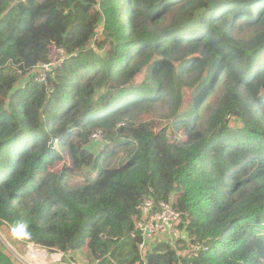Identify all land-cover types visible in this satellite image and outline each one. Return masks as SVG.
I'll return each instance as SVG.
<instances>
[{
  "label": "trees",
  "instance_id": "obj_1",
  "mask_svg": "<svg viewBox=\"0 0 264 264\" xmlns=\"http://www.w3.org/2000/svg\"><path fill=\"white\" fill-rule=\"evenodd\" d=\"M146 197L189 218L143 259ZM0 227L90 264H264V0H0Z\"/></svg>",
  "mask_w": 264,
  "mask_h": 264
},
{
  "label": "rangeland",
  "instance_id": "obj_2",
  "mask_svg": "<svg viewBox=\"0 0 264 264\" xmlns=\"http://www.w3.org/2000/svg\"><path fill=\"white\" fill-rule=\"evenodd\" d=\"M60 57L59 53L56 50H53L52 60H57ZM144 80V74L142 73L137 79L136 82L141 84ZM133 119L137 123L142 122H153L155 131L160 130L163 127V112L158 108H150L142 111H133L132 112ZM124 124V123H122ZM121 124V125H122ZM97 133V131H95ZM94 134V133H93ZM93 136V135H92ZM105 137V135H104ZM189 138V135L186 132H182L178 136V141H184ZM170 140L174 142V138L171 136ZM106 142V143H105ZM106 145V146H105ZM103 148L99 150L100 158L97 160L98 167L103 166V158L106 155L103 154L106 147H111V143L106 141L104 138V144H102ZM103 156V157H102ZM129 163V158L127 157V153L124 151H120L117 153L112 159L109 160L108 166L113 168H118L122 165H127ZM70 160L67 157H64V160L61 163H56L53 167L54 170H61L65 165H69ZM106 166V165H105ZM103 166V167H105ZM97 166L94 168L84 169L79 172L77 175H73L70 177L69 185L77 186L83 184L87 178H96L97 176ZM152 198V197H151ZM154 199V198H152ZM0 242L3 244L4 248L9 252L11 259L14 261H18L21 264H46L48 262L54 264H64L66 262L74 261V264H82L89 261L87 259V254L84 252H75V253H64L60 251H49L48 249L42 248L36 244H29L20 240L14 234H10L6 230L0 227ZM24 244V245H22ZM152 251V250H151ZM150 251V252H151Z\"/></svg>",
  "mask_w": 264,
  "mask_h": 264
},
{
  "label": "built area",
  "instance_id": "obj_3",
  "mask_svg": "<svg viewBox=\"0 0 264 264\" xmlns=\"http://www.w3.org/2000/svg\"><path fill=\"white\" fill-rule=\"evenodd\" d=\"M60 57L49 63L38 65L34 69L37 80L40 83H46L49 73L54 72L66 59L63 50H57ZM92 139L96 142L104 141V134L100 131L94 132ZM139 214L142 219L139 221V229L141 231L142 242L140 244V253L143 259L153 250L156 244L165 242L171 246H175L180 240H186L185 225L187 223L188 214L174 207L173 201H155L151 197H146L138 206ZM202 249L207 250L203 244L188 243V249L184 251L183 256L187 254L196 256ZM64 264H74V261ZM82 264H90V261ZM185 264V263H179Z\"/></svg>",
  "mask_w": 264,
  "mask_h": 264
},
{
  "label": "crops",
  "instance_id": "obj_4",
  "mask_svg": "<svg viewBox=\"0 0 264 264\" xmlns=\"http://www.w3.org/2000/svg\"><path fill=\"white\" fill-rule=\"evenodd\" d=\"M50 263H52V260H51V262H48V263H46V264H50ZM56 263H58V261H57V262H55L54 264H56Z\"/></svg>",
  "mask_w": 264,
  "mask_h": 264
}]
</instances>
